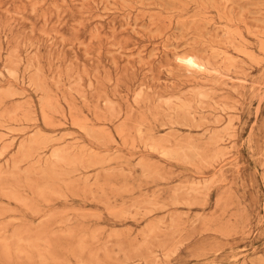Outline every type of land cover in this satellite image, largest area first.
Returning a JSON list of instances; mask_svg holds the SVG:
<instances>
[{"label":"rangeland","instance_id":"1","mask_svg":"<svg viewBox=\"0 0 264 264\" xmlns=\"http://www.w3.org/2000/svg\"><path fill=\"white\" fill-rule=\"evenodd\" d=\"M0 264H264V0H0Z\"/></svg>","mask_w":264,"mask_h":264},{"label":"bare ground","instance_id":"2","mask_svg":"<svg viewBox=\"0 0 264 264\" xmlns=\"http://www.w3.org/2000/svg\"><path fill=\"white\" fill-rule=\"evenodd\" d=\"M259 258V257H258ZM260 259V258H259Z\"/></svg>","mask_w":264,"mask_h":264}]
</instances>
